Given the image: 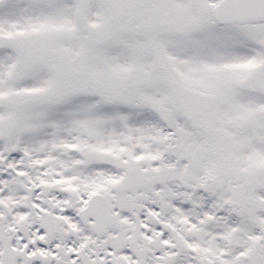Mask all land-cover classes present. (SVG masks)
<instances>
[{"label":"snow or ice","instance_id":"1","mask_svg":"<svg viewBox=\"0 0 264 264\" xmlns=\"http://www.w3.org/2000/svg\"><path fill=\"white\" fill-rule=\"evenodd\" d=\"M0 264H264V0H0Z\"/></svg>","mask_w":264,"mask_h":264}]
</instances>
